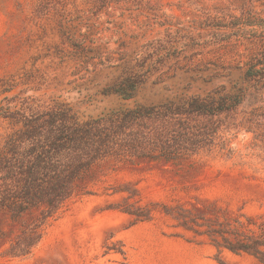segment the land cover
<instances>
[{"label": "rangeland", "instance_id": "374dc122", "mask_svg": "<svg viewBox=\"0 0 264 264\" xmlns=\"http://www.w3.org/2000/svg\"><path fill=\"white\" fill-rule=\"evenodd\" d=\"M263 58L264 0H0V149L16 111L65 104L88 120L217 92L241 98L172 127L187 149L179 161L95 164L31 254H3L5 239L0 264H264L215 245L256 239L264 250ZM128 78L140 82L124 98L114 90Z\"/></svg>", "mask_w": 264, "mask_h": 264}, {"label": "trees", "instance_id": "16d2710c", "mask_svg": "<svg viewBox=\"0 0 264 264\" xmlns=\"http://www.w3.org/2000/svg\"><path fill=\"white\" fill-rule=\"evenodd\" d=\"M259 64L263 69L255 75L262 79L264 58ZM246 75L252 76L250 70ZM139 82L124 79L114 92L131 98ZM240 102L238 94L217 92L178 103L139 105L88 120L65 104L31 109L30 113L13 112L11 117L18 128L6 137L0 149V244L5 239L9 242L2 253L12 257L31 254L49 219L76 193L79 182L95 164L126 155L179 161L187 149L172 143L170 135L175 124L183 126L195 117L215 115ZM4 221L10 226L20 224L14 238L3 228ZM223 239L215 242L218 248L249 252L264 261L258 240Z\"/></svg>", "mask_w": 264, "mask_h": 264}]
</instances>
